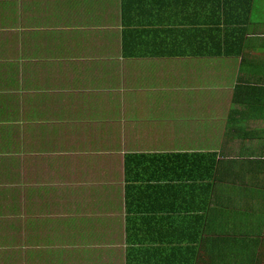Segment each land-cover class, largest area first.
<instances>
[{
    "label": "crops",
    "instance_id": "obj_1",
    "mask_svg": "<svg viewBox=\"0 0 264 264\" xmlns=\"http://www.w3.org/2000/svg\"><path fill=\"white\" fill-rule=\"evenodd\" d=\"M0 264H264V0H0Z\"/></svg>",
    "mask_w": 264,
    "mask_h": 264
}]
</instances>
